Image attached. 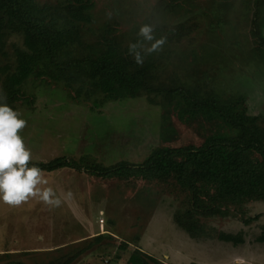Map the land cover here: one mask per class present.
I'll return each instance as SVG.
<instances>
[{
  "label": "rangeland",
  "instance_id": "rangeland-1",
  "mask_svg": "<svg viewBox=\"0 0 264 264\" xmlns=\"http://www.w3.org/2000/svg\"><path fill=\"white\" fill-rule=\"evenodd\" d=\"M36 1L57 15H67V9L76 5L75 0ZM174 2L179 6L172 7ZM87 3L91 21L79 24L80 38L72 48L79 57H97L114 49L128 55V43L148 20L167 38L172 27L189 28L180 40L163 48L152 70L156 81L135 97L108 98L100 91L79 96V85L68 86L38 73L21 86L23 95L14 111L26 121L18 134L31 151L30 162L67 157L80 169L42 172L47 183L40 187L53 189L62 201L58 207L38 197L19 206L0 203V264H131L136 251L160 264H264V243L258 241L264 232L263 202L231 207L230 216L207 217L196 209L192 193L175 181L105 179L96 169L122 162L140 164L163 147L201 146L218 128L237 134L202 114L183 119L184 102L169 94L179 87L200 97L207 92L227 102L242 100L264 132V7L246 0ZM18 51H27L24 37L10 33L7 52L13 70ZM5 80L0 75V91ZM85 168L97 173L91 176ZM68 192L71 198H66ZM74 209L78 215L94 217L91 232L83 222L74 221ZM188 211L200 220L203 237L190 239L176 223L174 217ZM87 214L80 216L82 221ZM258 215L263 216L253 221ZM220 233L242 236L244 243L224 242Z\"/></svg>",
  "mask_w": 264,
  "mask_h": 264
},
{
  "label": "trees",
  "instance_id": "trees-1",
  "mask_svg": "<svg viewBox=\"0 0 264 264\" xmlns=\"http://www.w3.org/2000/svg\"><path fill=\"white\" fill-rule=\"evenodd\" d=\"M87 1L75 0L76 5L67 9V15H57L49 8L40 7L36 0H0V75L6 77L2 93L10 108L15 110L14 104L23 95L21 86L34 73L41 77L49 75L68 86L79 85L78 95L85 93L86 97L100 91L108 98H129L153 86L157 76L152 70L159 63L161 51L149 55L142 67L130 55L117 49L97 57H79L73 53L72 48L80 38L79 24L91 21L85 12L89 9ZM250 1H254L259 9L264 7V0ZM250 1L246 0V3ZM177 6L175 2L172 4L174 8ZM186 28L189 27L185 24L172 27L164 47L180 40ZM10 33L21 34L27 47V51L17 52L15 70L8 60L7 39ZM156 35L160 36L157 32ZM169 94L184 102L183 119L189 114H202L201 118L223 124L237 134H228L218 128V132L205 136L201 146L159 148L140 164L122 162L111 168L98 167V176L148 182L175 181L182 189L192 193L196 209L204 210L207 217L230 216L231 207L248 202L264 203V132L257 126L258 118L247 113L242 107V100L227 102L207 92L200 97L196 91H185L182 87L173 89ZM32 165L43 172L80 169L67 157L50 162H29V166ZM85 171L91 176L97 173L89 172L87 168ZM261 216L254 217L253 221ZM195 217L192 211L174 217L192 240L205 234L200 220ZM219 239L234 246L244 243L242 236L226 233H220ZM258 241L264 243V232ZM149 260L160 264L141 251L134 252L129 262L151 264Z\"/></svg>",
  "mask_w": 264,
  "mask_h": 264
},
{
  "label": "clouds",
  "instance_id": "clouds-1",
  "mask_svg": "<svg viewBox=\"0 0 264 264\" xmlns=\"http://www.w3.org/2000/svg\"><path fill=\"white\" fill-rule=\"evenodd\" d=\"M166 43L167 36L157 37L156 26L145 22L136 29L134 41L128 43V55L137 65H142L147 56L162 51ZM19 116L0 91V203L19 206L29 198L38 197L43 203L58 207L62 201L53 189L40 187L47 183L43 170L29 166L31 151L18 134L26 121ZM71 197V192L66 193V198Z\"/></svg>",
  "mask_w": 264,
  "mask_h": 264
},
{
  "label": "crops",
  "instance_id": "crops-1",
  "mask_svg": "<svg viewBox=\"0 0 264 264\" xmlns=\"http://www.w3.org/2000/svg\"><path fill=\"white\" fill-rule=\"evenodd\" d=\"M62 170V169H61ZM75 212V213H74ZM73 213L74 214H76L75 216H77V219H74V221L76 220L78 223H80V222H83V226L85 227V230L89 233V232H91L93 229L90 227V225H92L93 223H92V221H94V217L93 216H91V214L90 215H88L87 213H84V215L83 214H81V215H78L79 213H77V210H75L74 209V211H73ZM86 214H87V220L86 221H82L81 220V218H80V216H86ZM81 224V223H80ZM24 238V237H23ZM26 239V238H25Z\"/></svg>",
  "mask_w": 264,
  "mask_h": 264
}]
</instances>
